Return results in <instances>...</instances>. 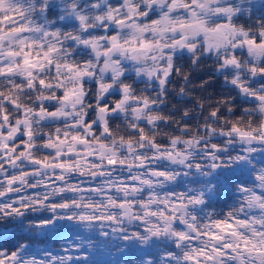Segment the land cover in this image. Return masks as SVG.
<instances>
[{"label": "snow or ice", "instance_id": "6c2138e0", "mask_svg": "<svg viewBox=\"0 0 264 264\" xmlns=\"http://www.w3.org/2000/svg\"><path fill=\"white\" fill-rule=\"evenodd\" d=\"M0 264H264V0H0Z\"/></svg>", "mask_w": 264, "mask_h": 264}, {"label": "trees", "instance_id": "16d2710c", "mask_svg": "<svg viewBox=\"0 0 264 264\" xmlns=\"http://www.w3.org/2000/svg\"><path fill=\"white\" fill-rule=\"evenodd\" d=\"M209 62H206L204 65L201 66V68L196 69V71L198 73H201V74H204V73L210 74L211 68H210ZM205 78H203V76L199 77L200 82H202L203 79H205ZM218 91H220L219 83L214 81L213 83H211V84L206 86V90L205 91H202L201 93L199 92L198 97L199 96H212L213 98H215L216 93Z\"/></svg>", "mask_w": 264, "mask_h": 264}, {"label": "flooded vegetation", "instance_id": "af4514ba", "mask_svg": "<svg viewBox=\"0 0 264 264\" xmlns=\"http://www.w3.org/2000/svg\"><path fill=\"white\" fill-rule=\"evenodd\" d=\"M210 64H211V62H209V65H210ZM209 75H210V74H206V73L201 74V73H198L196 70H194V71L192 72L193 85H194V86L199 85V83H200V79H199V77H202V76H203V78L206 77V78L203 79V80H208V79H209ZM213 82H214V81H212L211 83H213ZM211 83H210V84H211ZM177 87H179V84H177ZM199 92L201 93L202 91H201L198 87H194L193 95H195V96L198 97Z\"/></svg>", "mask_w": 264, "mask_h": 264}]
</instances>
